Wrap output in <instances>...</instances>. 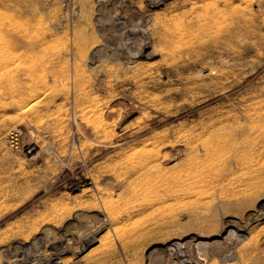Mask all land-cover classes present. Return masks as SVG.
Listing matches in <instances>:
<instances>
[{"label":"rangeland","instance_id":"1","mask_svg":"<svg viewBox=\"0 0 264 264\" xmlns=\"http://www.w3.org/2000/svg\"><path fill=\"white\" fill-rule=\"evenodd\" d=\"M0 264H264V0H0Z\"/></svg>","mask_w":264,"mask_h":264}]
</instances>
